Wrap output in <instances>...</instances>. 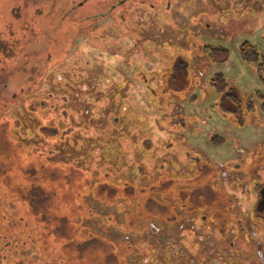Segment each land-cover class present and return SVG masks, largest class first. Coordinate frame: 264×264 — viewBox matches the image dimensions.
<instances>
[{
  "label": "rangeland",
  "instance_id": "1",
  "mask_svg": "<svg viewBox=\"0 0 264 264\" xmlns=\"http://www.w3.org/2000/svg\"><path fill=\"white\" fill-rule=\"evenodd\" d=\"M244 42L262 62L264 0H0V264H264Z\"/></svg>",
  "mask_w": 264,
  "mask_h": 264
},
{
  "label": "trees",
  "instance_id": "2",
  "mask_svg": "<svg viewBox=\"0 0 264 264\" xmlns=\"http://www.w3.org/2000/svg\"><path fill=\"white\" fill-rule=\"evenodd\" d=\"M8 44H10L9 42H8ZM10 48H12L11 47V45H10ZM223 52H225V50L224 49H218V54H217V57L220 59V60H223L225 57L223 56L225 53H223ZM241 53H242V56H243V58L245 59V60H248V61H251V62H253V63H255L256 65H257V67H258V70L261 72V70L262 69H264V56H262V58H263V61L262 62H260V60H261V56L259 55V53L257 52V50H256V48H255V46L253 45V44H251V43H249V42H244L243 44H242V46H241ZM217 79L219 80V81H223L224 79H223V77L220 75V76H218L217 77ZM262 79L264 80V77H262ZM224 84H226V82L224 81ZM221 90L222 91H225V94L227 95V91H226V86H223L222 88H221ZM101 93H102V91H100ZM123 127L124 129H123V131L122 130H120L121 128L120 127ZM113 129H115V135H114V140H111V142H109V146L107 145L106 146V148H108L107 149V151H110L109 152V154L110 155H113L114 156V158L115 159H117V156H118V154H119V151L117 150V149H119L122 145H124L126 142H123V137L124 136H127L128 137V140H130L131 139V135H134V133H135V130H134V128L132 129L131 127H130V124H128L127 126H124L123 125V122L121 123V124H119V125H117V126H115ZM44 133L43 132V130H41L40 129V133ZM137 135V134H136ZM135 137H137V136H135ZM136 140V139H135ZM102 141H103V139H102ZM131 142H134L132 139H131ZM148 142H152L150 139H148V138H146L145 139V145H147V143ZM91 144H92V146L93 147H95V146H98V145H96V144H94V142L92 141L91 142ZM126 145V144H125ZM124 145V146H125ZM91 146V145H90ZM91 146V147H92ZM101 146H102V143H101ZM167 146L169 147V146H171V144L169 143H167ZM87 147H88V142H87ZM87 147H85V149L87 148ZM99 147V146H98ZM150 147H152V149H153V142H152V144L150 145ZM154 150V149H153ZM86 151H88V150H86ZM139 153H138V149H136V150H134V158L130 161V163H129V167L128 168H131V169H129V170H132L133 168H132V166H137L138 164H139V162L141 161V162H143V160L144 159H142V156H144L143 154H141V155H139V156H136V155H138ZM123 156V155H122ZM122 156L120 157V158H122ZM136 156V157H135ZM156 159H157V157H156ZM159 160V159H158ZM144 163V162H143ZM161 164V163H160ZM143 165V164H142ZM147 166L148 165H143V171H140V173L138 174L139 176H141V177H144V175L145 174H147ZM160 168V166L158 167V169ZM102 184H104L103 182H101ZM106 183V182H105ZM158 184H150V186L149 185H145V186H143V187H139V189H138V193L137 194H139L141 197V199H144V201H145V203H146V206L149 204V202L151 201H155V199L153 198L154 196L153 195H151L152 193H153V189L154 188H157V187H159V186H161L162 184L158 181L157 182ZM134 182H133V186L129 183V186L130 187H132V188H137V187H135L134 186ZM149 184V183H148ZM109 185H111V183L109 184ZM116 186V185H115ZM125 186V185H124ZM138 186V185H137ZM141 186V185H140ZM154 186H156V187H154ZM125 189V187L123 188V190ZM145 191V193H146V195L145 196H143V195H141L143 192ZM131 194H133L135 197H139L135 192H132ZM258 203H257V211L259 212V213H261V212H264V186H262V187H260V189H259V191H258ZM34 201V200H33ZM50 201V200H49ZM34 203V202H33ZM38 206H39V204H35V210H37V208H38ZM40 209V211H42V215L44 216L45 215V212L44 211H46L47 209L45 208V206L43 207V208H39ZM148 209V208H147ZM149 210V209H148ZM44 213V214H43Z\"/></svg>",
  "mask_w": 264,
  "mask_h": 264
},
{
  "label": "crops",
  "instance_id": "3",
  "mask_svg": "<svg viewBox=\"0 0 264 264\" xmlns=\"http://www.w3.org/2000/svg\"><path fill=\"white\" fill-rule=\"evenodd\" d=\"M170 220H173V219H170Z\"/></svg>",
  "mask_w": 264,
  "mask_h": 264
},
{
  "label": "flooded vegetation",
  "instance_id": "4",
  "mask_svg": "<svg viewBox=\"0 0 264 264\" xmlns=\"http://www.w3.org/2000/svg\"><path fill=\"white\" fill-rule=\"evenodd\" d=\"M255 217H256V215H255Z\"/></svg>",
  "mask_w": 264,
  "mask_h": 264
}]
</instances>
